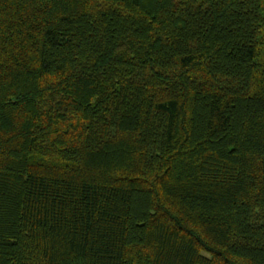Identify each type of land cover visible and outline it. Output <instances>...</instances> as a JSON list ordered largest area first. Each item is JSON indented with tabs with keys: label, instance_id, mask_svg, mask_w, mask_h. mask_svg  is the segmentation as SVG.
I'll list each match as a JSON object with an SVG mask.
<instances>
[{
	"label": "trees",
	"instance_id": "16d2710c",
	"mask_svg": "<svg viewBox=\"0 0 264 264\" xmlns=\"http://www.w3.org/2000/svg\"><path fill=\"white\" fill-rule=\"evenodd\" d=\"M0 264H264V0H0Z\"/></svg>",
	"mask_w": 264,
	"mask_h": 264
}]
</instances>
